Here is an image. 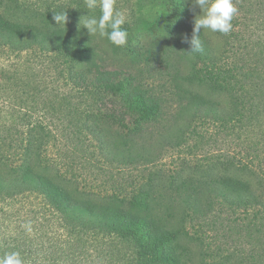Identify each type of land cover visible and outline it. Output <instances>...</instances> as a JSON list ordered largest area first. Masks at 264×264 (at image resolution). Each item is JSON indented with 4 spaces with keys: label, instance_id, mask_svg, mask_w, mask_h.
Returning a JSON list of instances; mask_svg holds the SVG:
<instances>
[{
    "label": "trees",
    "instance_id": "1",
    "mask_svg": "<svg viewBox=\"0 0 264 264\" xmlns=\"http://www.w3.org/2000/svg\"><path fill=\"white\" fill-rule=\"evenodd\" d=\"M150 3L159 8L156 19L139 24L148 31L158 24L177 65L172 75L177 116L166 137L175 133L203 140L216 128L237 148L236 154L211 164L222 174L204 172L199 180L177 184L171 179L169 187L175 185L173 194L186 217L191 213L195 220L216 224L225 216L235 225L238 238L250 248L243 249L239 264H264V0H234L238 13L232 31L214 33L220 39L214 44L202 30L204 51L192 55L181 41L192 35L191 0ZM29 8L18 0H0V59L13 67L1 69L0 78L32 79L37 94L45 77L52 86L60 81L65 87L62 119L67 121L63 136L89 142L117 162L133 159L151 127L163 119L166 102L134 71L107 67L86 29L49 27L52 12L45 14V22L19 21ZM124 27L128 43L117 48L107 41L111 51L141 54L144 48L135 43L140 28L135 23ZM34 127L29 132L40 131L43 141V128ZM50 167V162L0 163V257L19 252L24 264H182L185 230L168 224L175 203L159 194L163 185L147 182L122 197L94 196L77 182L55 176ZM28 222L30 233L24 227ZM126 244L130 257L118 248Z\"/></svg>",
    "mask_w": 264,
    "mask_h": 264
},
{
    "label": "rangeland",
    "instance_id": "2",
    "mask_svg": "<svg viewBox=\"0 0 264 264\" xmlns=\"http://www.w3.org/2000/svg\"><path fill=\"white\" fill-rule=\"evenodd\" d=\"M18 1L30 7L26 16L17 17L19 21L35 18L36 22H45L47 12L76 6L79 9L66 10L68 22L65 28L77 30L80 28L79 18L87 14L83 0ZM155 5L150 0H117V8L125 11L127 23H135L140 28L138 42L135 43L144 48L141 54L134 56L125 51L112 52L106 39L93 37L104 54L107 67L134 71L145 88L166 102L163 119L160 124L151 127L133 159L117 162L101 155L89 142L79 143L64 137L67 121L62 119L65 113L61 111L63 101L60 95L65 87L60 81L52 86L51 79L45 77L44 82L40 83L41 94H37L33 90L36 85L34 80L23 77L22 81L0 78V163L18 167L25 161L38 162L39 166L50 162L52 174L60 178L64 176L63 180L68 184L77 182L80 190L94 196L112 194L122 197L137 191L147 182L158 187L163 185L159 188V194L165 200L173 199L175 203L171 204L172 217L168 219V224L172 228L185 230L180 240V245L185 249L182 264H239L244 258L243 249L250 248L238 238L235 225L225 216L217 219L216 224H211V219L195 220L188 211L190 216L186 217L173 194L175 185L169 187L171 179L177 184L185 179L199 180L204 177V172L222 174L221 170H213L211 164L216 158L236 154L237 148L229 137L216 128H210V133L206 132L203 140L188 136L182 139L175 133V138L166 137L172 133L177 116V96H174L172 82L177 65L167 52L171 44L166 43L168 38L158 24L155 22L149 31L139 24L140 20L156 19L159 8ZM193 10L194 16L199 14L198 8L193 6ZM48 26L57 27L52 20ZM203 32L214 44H219L218 36ZM163 51L166 55H163ZM6 65L7 62L0 59V70L8 69L12 63ZM13 66L17 68L18 62L14 61ZM32 126L43 128L46 134L43 141L38 136V129L37 133L29 132ZM34 140L37 143L32 144ZM35 153H39V159H36ZM159 207L157 209L161 213ZM118 248L122 254L130 257V245H119Z\"/></svg>",
    "mask_w": 264,
    "mask_h": 264
},
{
    "label": "clouds",
    "instance_id": "3",
    "mask_svg": "<svg viewBox=\"0 0 264 264\" xmlns=\"http://www.w3.org/2000/svg\"><path fill=\"white\" fill-rule=\"evenodd\" d=\"M191 3L200 11L195 16L191 37L187 35L181 37L182 43L189 45L190 50L185 52L189 55L204 51L202 30L228 35L233 29L232 21L238 13L234 0H191ZM83 6L87 14L79 18L78 26L86 29L90 37L107 39L117 48L124 47L128 43L129 33L124 27L127 16L125 11L117 8V0H83ZM69 8L79 9L76 6H70L59 11H52L51 19L57 27L65 29L68 22L66 10ZM97 9H99V15H97ZM24 227L29 233L32 231L31 222ZM0 264H24V260L19 252H11L0 257Z\"/></svg>",
    "mask_w": 264,
    "mask_h": 264
}]
</instances>
